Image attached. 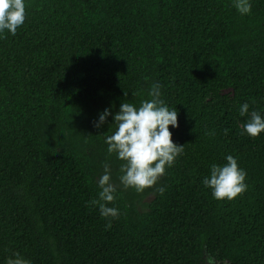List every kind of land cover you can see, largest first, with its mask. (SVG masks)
<instances>
[{
    "label": "trees",
    "instance_id": "16d2710c",
    "mask_svg": "<svg viewBox=\"0 0 264 264\" xmlns=\"http://www.w3.org/2000/svg\"><path fill=\"white\" fill-rule=\"evenodd\" d=\"M251 5L27 0L24 24L0 35V264L14 252L29 264H264V133L242 135L239 114L248 103L264 116V0ZM152 83L184 151L138 193L107 153L112 115L93 122L150 99ZM227 155L247 190L216 200L202 179ZM105 163L116 219L91 203Z\"/></svg>",
    "mask_w": 264,
    "mask_h": 264
},
{
    "label": "clouds",
    "instance_id": "9594fccd",
    "mask_svg": "<svg viewBox=\"0 0 264 264\" xmlns=\"http://www.w3.org/2000/svg\"><path fill=\"white\" fill-rule=\"evenodd\" d=\"M26 5L27 0H0V35L5 32L16 34L25 22ZM232 5L242 16L251 12V0H232ZM161 88L159 83H152L147 92L150 99L142 100L139 106L124 101L114 114L110 108H105L93 122V127L100 128L112 115L113 122L102 134L106 150L123 162L119 169L120 185L125 189L133 188L138 193L152 188L165 174L166 168L172 167L184 151V145L173 142L169 130V126L173 129L178 127V112L176 108H169L162 99ZM239 114L242 117L248 115L242 135L257 137L264 133V116L255 110L249 112L248 103L240 105ZM112 128L114 130L110 131ZM224 159L226 163L223 165H210L209 175L202 179V185L211 190V196L216 200H233L247 190V173L239 167L234 156L227 155ZM97 187L100 189L98 199H93L91 203L98 206L101 217L116 219L119 209L108 206L115 200L117 189L112 183L107 163L103 164V174L97 180ZM163 191L161 187L159 192L162 194ZM4 264L29 262L20 253L14 252Z\"/></svg>",
    "mask_w": 264,
    "mask_h": 264
},
{
    "label": "rangeland",
    "instance_id": "374dc122",
    "mask_svg": "<svg viewBox=\"0 0 264 264\" xmlns=\"http://www.w3.org/2000/svg\"><path fill=\"white\" fill-rule=\"evenodd\" d=\"M206 264H214L213 261H208Z\"/></svg>",
    "mask_w": 264,
    "mask_h": 264
}]
</instances>
